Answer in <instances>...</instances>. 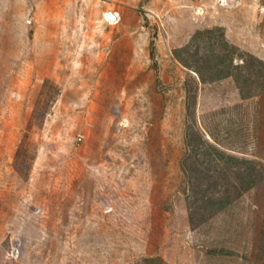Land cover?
I'll list each match as a JSON object with an SVG mask.
<instances>
[{"label": "rangeland", "instance_id": "1", "mask_svg": "<svg viewBox=\"0 0 264 264\" xmlns=\"http://www.w3.org/2000/svg\"><path fill=\"white\" fill-rule=\"evenodd\" d=\"M223 53L264 61V0H0V264H264L262 81L181 61Z\"/></svg>", "mask_w": 264, "mask_h": 264}, {"label": "trees", "instance_id": "2", "mask_svg": "<svg viewBox=\"0 0 264 264\" xmlns=\"http://www.w3.org/2000/svg\"><path fill=\"white\" fill-rule=\"evenodd\" d=\"M224 46H227L226 41L222 43ZM185 48V47H184ZM184 48L182 49H174V53L177 57H180V52L184 51ZM151 55H153L152 51H150ZM213 55V54H212ZM240 62L233 61V55L232 54H218L217 59H215V62H211L208 58L204 60L201 64H189L187 60L182 59V64L188 68L191 71H194L198 78L202 82H212L216 80H220L226 77H232L235 82L239 85V90L241 96H246L250 93H246L243 90V83L241 82V79H243V82L246 86H253V83L257 82L255 78H253L255 75L259 82L262 81L261 88L264 89V61L262 59L256 58L253 55L249 54H240ZM181 59V58H180ZM254 64V66L252 65ZM203 65L206 66L203 68ZM247 72L244 73V71ZM205 73H207V77H205ZM258 83V82H257ZM259 84V83H258ZM257 84V85H258ZM186 144H189V139L186 137L185 139ZM197 155L201 154L200 149L194 148L192 149ZM200 152V153H199ZM205 155L206 156H213L216 158H226L227 160L233 162L234 164H247V170L245 172L246 177V186L245 188H249L250 186H253L259 179L260 175L259 172H263V170H259L258 168H255V163L252 160L247 159H239L236 156L227 155L224 156L223 152L219 150L214 144H209L205 148ZM192 155L190 154V151H186L182 157L181 161V168L187 177V179H192L193 174L189 171V165L187 164L188 158H190ZM193 158V157H191ZM231 201V198L229 195L222 197V198H213L208 197L206 200L207 208L211 210V213L214 210H220L224 207H226L229 202Z\"/></svg>", "mask_w": 264, "mask_h": 264}, {"label": "bare ground", "instance_id": "3", "mask_svg": "<svg viewBox=\"0 0 264 264\" xmlns=\"http://www.w3.org/2000/svg\"><path fill=\"white\" fill-rule=\"evenodd\" d=\"M107 15H108V18H109L110 20H112V21H116V19H117L116 14H114L113 12H109V13H107Z\"/></svg>", "mask_w": 264, "mask_h": 264}, {"label": "water", "instance_id": "4", "mask_svg": "<svg viewBox=\"0 0 264 264\" xmlns=\"http://www.w3.org/2000/svg\"><path fill=\"white\" fill-rule=\"evenodd\" d=\"M109 13V12H108Z\"/></svg>", "mask_w": 264, "mask_h": 264}]
</instances>
